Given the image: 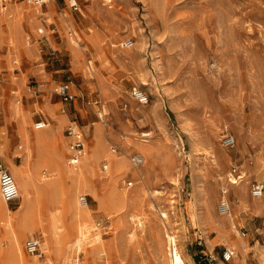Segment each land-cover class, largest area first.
I'll list each match as a JSON object with an SVG mask.
<instances>
[{
  "label": "rangeland",
  "instance_id": "1",
  "mask_svg": "<svg viewBox=\"0 0 264 264\" xmlns=\"http://www.w3.org/2000/svg\"><path fill=\"white\" fill-rule=\"evenodd\" d=\"M7 2L12 21L0 29V156L6 157L8 139L12 163L23 157L15 154L22 138L16 119L29 115L28 130L37 134L46 131L52 112L64 117L62 134L69 123L82 128L86 155L94 144L102 150L74 186L79 206V195L87 200L82 221L102 239L90 235L75 252L74 215L59 205L65 223L46 252V212L42 225H15L25 258L170 264L167 232L186 264H263L264 191L252 196L250 185H264V0H78L79 10L58 0L39 6L33 27L25 6L35 4L0 0V6ZM73 34L82 38L79 45ZM126 39L132 46L123 48ZM62 82L73 100L55 93ZM133 87L146 103L134 99ZM12 105L18 113L6 121ZM38 120L46 125L35 128ZM226 136L234 138L232 146ZM135 153L142 157L138 166L130 162ZM110 158L125 169H114ZM232 167L242 176L238 185ZM21 202L19 196L8 208L15 212ZM29 237L40 238L41 256L25 250ZM225 248L234 251L228 261L221 258Z\"/></svg>",
  "mask_w": 264,
  "mask_h": 264
},
{
  "label": "bare ground",
  "instance_id": "2",
  "mask_svg": "<svg viewBox=\"0 0 264 264\" xmlns=\"http://www.w3.org/2000/svg\"><path fill=\"white\" fill-rule=\"evenodd\" d=\"M10 5L11 4L7 2L4 8H1L0 6V28L3 23H5L6 25L9 24ZM31 22L32 21L29 20L28 24H30ZM77 37H79L80 40L82 39L78 34H77ZM77 37L72 39V42H74L75 45H79V40ZM44 125L46 124L44 123ZM34 127L36 128L35 124H34ZM46 131L36 134V133L29 132L24 127H20L21 136L22 138L26 137V141H27V145L25 146L26 151H27V156L31 157L35 161V165H34V169H32L31 167L27 168V166H24L22 168V176L20 179H18L16 175L14 176L15 183L18 187V195L21 197L22 202H21V206L19 207L17 211L13 212L12 210L7 209L6 216L4 218H0V223L4 226V230H5L3 238L0 239V264H37L36 260L33 259L31 261H28L25 258L23 250H22V244L20 241V238L23 236V233L16 232L14 229L15 225L28 224V223L42 225L41 224L42 213L46 212L47 220L49 222L47 223L49 225V230H48L49 234L43 233V235L46 237L44 244H43V251L46 252L49 249L48 247L50 243H53V244L58 243L59 238H60L59 234L61 231V228L58 227V225L59 224L64 225L65 223L64 219L62 218V211L58 208L59 205L69 207V209L74 215V222H73L74 225L72 229V236H73L72 247L75 250V252L77 249L81 248V245H83L84 243L90 242V239H89L90 235L92 236L93 242H97L101 238L99 233L94 232L93 234H91V231H94L97 228L92 227L88 223L82 221V218H84V215L86 214L88 206L87 205L79 206L78 202L76 201V196H75L76 190L74 187L75 185L79 184L81 180H83L85 175L92 168L91 160L98 159L101 156V153H102L101 147L93 145L92 148L90 149L91 157L85 154V148H84V152L81 156V160L79 164L75 167H71L66 162H64V169L62 170L63 172L62 174L61 171L59 170L60 169L59 166H57L55 163H54L55 164L54 167H56L57 171H54L52 169L53 164L52 162H50V156H53V154H51L52 152L48 150L47 148H43L42 144H44L43 142H45V139H46V135H47ZM4 152H5V147L0 142V155L4 156ZM36 157L38 160L39 168L43 167L42 169H47L49 171V175L42 177L38 173L36 174ZM51 160H54V156H53V159ZM222 160L220 158V162ZM110 162L113 168L116 170H124L126 167L124 162H122L121 160H118L117 158H115L114 160L110 158ZM66 181L69 182L70 184L69 187L66 185ZM241 181L242 179L240 181L238 180L237 185L240 184ZM43 194L45 195V198L48 203H47V206L45 205L44 210L42 212V211H39L40 201H41L39 197L42 196ZM115 199H116V204L123 201L122 197L119 195H117ZM238 200L239 202L240 201L243 202L239 198L237 199V201ZM259 203L261 202L259 201ZM1 211L2 210H1V202H0V213ZM221 211L223 213H226L228 217L230 216L229 212H231V210L229 211L228 208L225 209L221 207ZM3 214L5 213L3 212ZM161 214L164 217H166V214L164 212ZM154 230L156 231V229ZM220 233L221 231L219 232V234ZM169 234L166 232L164 235L167 237V243L169 246L168 247L169 263L170 264H186L184 260L185 259L184 256H182L180 250H177L174 246L175 239L173 238L172 235H169ZM3 242H5L4 245H3ZM98 246L100 245L98 244ZM36 257H39V256H36ZM73 261H74V264H79V260L77 258H74Z\"/></svg>",
  "mask_w": 264,
  "mask_h": 264
},
{
  "label": "built area",
  "instance_id": "3",
  "mask_svg": "<svg viewBox=\"0 0 264 264\" xmlns=\"http://www.w3.org/2000/svg\"><path fill=\"white\" fill-rule=\"evenodd\" d=\"M35 5H43L50 1H57V0H30ZM71 9L79 10V2L78 0H63ZM2 3L6 2V0H1ZM4 8V5H1ZM121 47L128 48L132 46V41L130 39H126L120 43ZM55 93L59 95L62 100L68 101L74 98V95L70 91V86L68 82L59 83L55 87ZM131 95L136 99L139 103H146L148 98L146 94H144L141 90L136 87H133L131 90ZM99 117V116H98ZM100 118V117H99ZM44 122H37L35 123L36 128L43 127ZM64 134L67 137V149H68V158L67 162L72 165L76 166L79 164L81 156L84 152V135L83 130L80 126L76 123H69L65 129ZM224 142L226 145L232 146L234 144V138L231 136H226L224 138ZM130 162L133 166H138L142 163V157L140 154H133L130 157ZM106 166L104 165V168ZM231 175L233 177L232 182L235 183L238 179L242 176L238 173L235 167L231 169ZM264 191L263 183L253 182L250 185V194L252 196H261ZM0 196L1 198L6 201H12L18 198V187L15 183L14 177L8 171V169L0 163ZM79 201L82 205H86L87 200L85 195H79ZM228 202L226 200H221V207L228 208ZM175 243V241H174ZM41 245L42 242L38 237H29L24 241V248L25 250L32 255L41 256ZM175 246V244H174ZM233 251L232 249L225 248L221 253V258L223 261H228L232 258ZM213 258V257H211ZM214 259V258H213ZM207 264H214L211 259L207 261ZM264 264V263H263Z\"/></svg>",
  "mask_w": 264,
  "mask_h": 264
},
{
  "label": "crops",
  "instance_id": "4",
  "mask_svg": "<svg viewBox=\"0 0 264 264\" xmlns=\"http://www.w3.org/2000/svg\"><path fill=\"white\" fill-rule=\"evenodd\" d=\"M58 1V0H57ZM57 1H51V2H57ZM62 1V0H61ZM64 2V1H63ZM65 3V2H64ZM45 5H47L45 3ZM41 6V5H40ZM36 8V9H35ZM12 6L10 5L9 7V24L7 26H9L11 24V12H12ZM25 9H27V14H28V18L30 19V21H32V25L31 23L30 24H27L28 26L30 27H33V19H36V14H39L40 13V9H39V5H36L35 7L31 8L30 6H25ZM1 29V28H0ZM40 32H41V29H38ZM73 37H76L75 34H73ZM11 38H9L10 40ZM30 50H24V53H29ZM71 91V90H70ZM72 93V92H71ZM61 98V97H60ZM62 99V98H61ZM74 99V98H73ZM71 99V100H73ZM70 101V100H68ZM54 109V107H52V110ZM18 111V108L14 107L13 105L11 107L8 108V112L4 115V119L6 121H8L10 119V116L14 117L16 116L15 112ZM52 115V121L48 122V127L46 128V132H47V135H46V139H45V142H43L44 144L43 145V148H47L48 150H50L54 156V160H51L53 159V156H50V162H52L53 164V167L52 169L54 171H57L56 167H54V165L56 164L57 166H59V170L61 171V173L63 174L62 170L64 169V162H66L69 166L71 167H75V166H72L70 165L68 162H67V158H68V149H67V137L65 136L64 134V129H63V134L61 132L62 130V126L64 125L65 121H64V117L62 116H57V115H54V112L51 113ZM27 119V120H26ZM23 120V121H22ZM29 115H22L21 117H19L18 119H16V123H15V130L17 131V129L20 127H24L26 130H28L29 128ZM41 120H38L37 122H39ZM44 122V121H43ZM24 123V124H23ZM45 123V122H44ZM26 124V125H25ZM42 128V127H41ZM29 131V130H28ZM49 132V133H48ZM51 135V136H50ZM18 136V135H17ZM50 138H49V137ZM6 139V138H5ZM18 140H19V144L17 146V149L15 151V154L17 156H19V158L23 155L22 159L20 160V162L18 164H13L12 161L10 160L11 159V155H12V149L10 147V143L8 141V139H6V143L8 144V148H7V152H6V157H2L4 159H6V161L8 162L7 165L0 161V163H2L7 169L8 171L11 173L13 172L16 177L18 179L21 178L22 176V168L24 166H27V168H32L34 169V165H35V161L27 156V151H26V148L25 146L27 145V141H26V137L24 138H21V137H18ZM25 142V143H24ZM50 142V143H49ZM22 145V146H21ZM95 145V144H94ZM96 146H98L96 144ZM50 147V148H49ZM22 148V149H21ZM24 148V149H23ZM53 150V151H52ZM66 153V159L63 160V155ZM81 160V159H80ZM80 162V161H79ZM55 163V164H54ZM31 165V166H30ZM52 166V165H51ZM77 166V165H76ZM48 172V173H47ZM39 174L40 176H47L49 175V171L47 169H41L39 168V165H38V160H37V157H36V174ZM12 174V173H11ZM13 175V174H12ZM14 177V176H13ZM68 181H66V185ZM19 198V196H18ZM41 199V201H43L45 203L46 199H43L45 198V195L43 194L42 196L39 197ZM40 201V202H41ZM0 202H1V213H0V218H4L6 216V213H7V209L8 208V202L4 201L1 196H0ZM44 207H45V204L44 205H40V210L39 211H42L44 210ZM5 210V211H4ZM3 212L5 214H3ZM4 233H5V230H4V226L0 223V239L3 238L4 236ZM244 243V241H243ZM240 244H241V241H240ZM233 251V250H232ZM234 252V251H233ZM234 264H242V262H234Z\"/></svg>",
  "mask_w": 264,
  "mask_h": 264
}]
</instances>
